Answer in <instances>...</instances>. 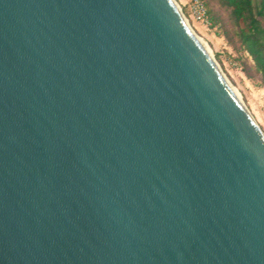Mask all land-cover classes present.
Here are the masks:
<instances>
[{
    "label": "water",
    "instance_id": "95a60500",
    "mask_svg": "<svg viewBox=\"0 0 264 264\" xmlns=\"http://www.w3.org/2000/svg\"><path fill=\"white\" fill-rule=\"evenodd\" d=\"M174 0H0V264H264V134Z\"/></svg>",
    "mask_w": 264,
    "mask_h": 264
},
{
    "label": "rangeland",
    "instance_id": "374dc122",
    "mask_svg": "<svg viewBox=\"0 0 264 264\" xmlns=\"http://www.w3.org/2000/svg\"><path fill=\"white\" fill-rule=\"evenodd\" d=\"M174 1L193 32L209 46L222 74L239 91L242 103L264 134V86L259 79L249 77L245 71L243 62L248 58L247 55L224 36L222 28H213L209 21L207 23L196 18L190 9L192 0ZM211 6L220 12L222 18L225 17L215 4L211 3Z\"/></svg>",
    "mask_w": 264,
    "mask_h": 264
},
{
    "label": "trees",
    "instance_id": "16d2710c",
    "mask_svg": "<svg viewBox=\"0 0 264 264\" xmlns=\"http://www.w3.org/2000/svg\"><path fill=\"white\" fill-rule=\"evenodd\" d=\"M201 1L207 9L210 26L222 28L224 36L247 55L243 62L245 71L264 86V0Z\"/></svg>",
    "mask_w": 264,
    "mask_h": 264
},
{
    "label": "bare ground",
    "instance_id": "6f19581e",
    "mask_svg": "<svg viewBox=\"0 0 264 264\" xmlns=\"http://www.w3.org/2000/svg\"><path fill=\"white\" fill-rule=\"evenodd\" d=\"M184 22H185V24H186V26H187V28L190 30V32L192 33V35L195 37V39L201 44V46L204 48V50L207 52V54L210 56V58L212 59V60H214V58H213V53H212V51H211V49L209 48V46L206 44V42L205 41H203L200 37H198L194 32H193V30L191 29V27H190V25H189V23L187 22V20L185 19L184 20ZM227 80V79H226ZM227 83H228V85H229V87L231 88V90L233 91V93L236 95V97L238 98V100L240 101V102H242L241 101V95H240V93H239V91L227 80Z\"/></svg>",
    "mask_w": 264,
    "mask_h": 264
},
{
    "label": "built area",
    "instance_id": "2783aa9c",
    "mask_svg": "<svg viewBox=\"0 0 264 264\" xmlns=\"http://www.w3.org/2000/svg\"><path fill=\"white\" fill-rule=\"evenodd\" d=\"M191 12L203 22L208 23L207 10L201 0H192L190 5Z\"/></svg>",
    "mask_w": 264,
    "mask_h": 264
}]
</instances>
